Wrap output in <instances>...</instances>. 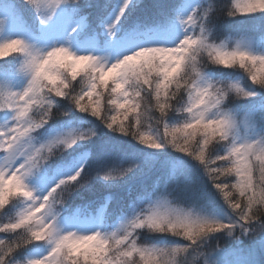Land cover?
Returning <instances> with one entry per match:
<instances>
[{
    "label": "snow or ice",
    "instance_id": "snow-or-ice-1",
    "mask_svg": "<svg viewBox=\"0 0 264 264\" xmlns=\"http://www.w3.org/2000/svg\"><path fill=\"white\" fill-rule=\"evenodd\" d=\"M258 13L264 0H0V264H264V23L253 47L220 38ZM61 105L152 154L109 165L121 149L85 151L92 129L36 140ZM138 167L114 227L111 195L65 206Z\"/></svg>",
    "mask_w": 264,
    "mask_h": 264
},
{
    "label": "trees",
    "instance_id": "trees-1",
    "mask_svg": "<svg viewBox=\"0 0 264 264\" xmlns=\"http://www.w3.org/2000/svg\"><path fill=\"white\" fill-rule=\"evenodd\" d=\"M264 14H254L249 16H238L226 18L224 21V27L228 31L224 32L221 35L223 39L224 35H232L233 43L235 40H240L242 43L246 44L249 47L255 46L261 38L260 26L264 21L261 20V17ZM219 42V41H217ZM12 60V57L8 58ZM2 63V61H0ZM238 104L241 102H237ZM60 111H68L66 105H61L59 108ZM55 111V109H54ZM72 120L78 123V131H86L92 129L96 132V136L92 137L90 141L84 142L89 145L88 150L91 153H96L101 147L104 146H119L121 149L120 153L117 154L114 158H111L107 161L109 165L111 164H123V166H128L132 160L135 159H144L147 155L152 154V150L146 149L143 146L139 145L134 141L130 136L123 137L118 133L109 132L108 129L104 128L103 125L99 124L98 121H95L94 118L88 117L87 114L79 113L76 111H68L67 116H55L51 119L41 131L43 133L50 132L52 130L60 128L67 121ZM73 147H76L74 145ZM170 151V150H169ZM72 149H68L67 153H71ZM67 153H61L59 156L53 158V161L49 162L50 172L53 168L56 167V161H68L71 159ZM79 154V153H78ZM172 155H179L173 153ZM90 160H93V156H89ZM159 159H163L160 157ZM141 169L138 167L133 170V174L129 177L123 178L116 187L106 188L99 181L93 182L91 185L85 186L84 188L78 189L76 192L72 193L68 200L65 202V206L69 208L77 207H95L96 204H99L104 200L106 196L111 195L113 200L111 202V211L112 215L108 218L109 227H114L119 221V205L120 198L125 197L129 187L136 188L139 184V175ZM11 207V206H10ZM18 207H22L18 205ZM15 211V209L13 210ZM7 219V217L0 216V221ZM141 239L149 243H169L170 241L175 240L173 237H156L151 234H142ZM222 247L225 246V240L221 239L218 242Z\"/></svg>",
    "mask_w": 264,
    "mask_h": 264
},
{
    "label": "rangeland",
    "instance_id": "rangeland-1",
    "mask_svg": "<svg viewBox=\"0 0 264 264\" xmlns=\"http://www.w3.org/2000/svg\"><path fill=\"white\" fill-rule=\"evenodd\" d=\"M73 35H75V34H73ZM73 50L79 51L80 49L74 48ZM17 86H19V85H17ZM77 129H78V123L71 121L68 124L64 125L63 127L59 128V129L52 130L48 133L47 132L43 133V131H41L42 129H38L37 132L34 133L33 135L36 138V140H43L45 138H48V137H50L52 135H56V134H63V133H68V132H77L78 131ZM36 140H34L33 142H36ZM228 258H229V254L227 252H225L222 255V259L227 260Z\"/></svg>",
    "mask_w": 264,
    "mask_h": 264
}]
</instances>
